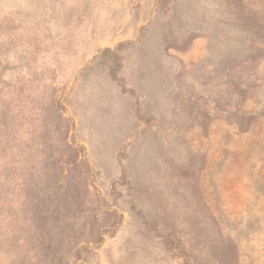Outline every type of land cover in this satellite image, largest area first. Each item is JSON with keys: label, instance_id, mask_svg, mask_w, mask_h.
<instances>
[{"label": "rangeland", "instance_id": "374dc122", "mask_svg": "<svg viewBox=\"0 0 264 264\" xmlns=\"http://www.w3.org/2000/svg\"><path fill=\"white\" fill-rule=\"evenodd\" d=\"M0 264H264V0H0Z\"/></svg>", "mask_w": 264, "mask_h": 264}]
</instances>
